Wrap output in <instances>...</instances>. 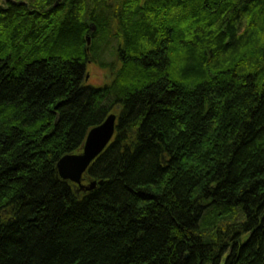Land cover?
<instances>
[{
  "label": "trees",
  "instance_id": "1",
  "mask_svg": "<svg viewBox=\"0 0 264 264\" xmlns=\"http://www.w3.org/2000/svg\"><path fill=\"white\" fill-rule=\"evenodd\" d=\"M0 264H264V0H0Z\"/></svg>",
  "mask_w": 264,
  "mask_h": 264
},
{
  "label": "water",
  "instance_id": "2",
  "mask_svg": "<svg viewBox=\"0 0 264 264\" xmlns=\"http://www.w3.org/2000/svg\"><path fill=\"white\" fill-rule=\"evenodd\" d=\"M92 30L94 31L95 27ZM87 44H91V38H87ZM117 120L116 114H110L101 125L90 130L80 154L67 155L60 159L57 170L63 180L70 181L82 188L85 187L87 190L95 188L96 182L90 186H83V176L113 141Z\"/></svg>",
  "mask_w": 264,
  "mask_h": 264
},
{
  "label": "rangeland",
  "instance_id": "3",
  "mask_svg": "<svg viewBox=\"0 0 264 264\" xmlns=\"http://www.w3.org/2000/svg\"><path fill=\"white\" fill-rule=\"evenodd\" d=\"M108 81H109V76L107 72L97 68L96 66H91L89 68L87 83L100 86V85H104Z\"/></svg>",
  "mask_w": 264,
  "mask_h": 264
}]
</instances>
